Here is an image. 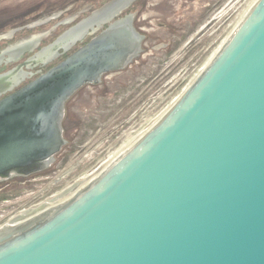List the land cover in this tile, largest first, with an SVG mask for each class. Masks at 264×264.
Listing matches in <instances>:
<instances>
[{"label":"water","instance_id":"1","mask_svg":"<svg viewBox=\"0 0 264 264\" xmlns=\"http://www.w3.org/2000/svg\"><path fill=\"white\" fill-rule=\"evenodd\" d=\"M136 1L0 0V35L12 34L0 50L53 29L17 49L32 53L60 35L0 75V187L53 171L80 124L74 101L85 92L96 106L112 77L168 51L166 36L196 9L194 0H139L134 24L116 20L71 50ZM32 66L46 68L26 83L21 70ZM0 264H264V0H246L2 220Z\"/></svg>","mask_w":264,"mask_h":264},{"label":"rangeland","instance_id":"2","mask_svg":"<svg viewBox=\"0 0 264 264\" xmlns=\"http://www.w3.org/2000/svg\"><path fill=\"white\" fill-rule=\"evenodd\" d=\"M196 9L176 32L166 36L168 51L159 48L105 84L107 93L96 96V106L83 92L70 107L80 122L67 152L53 171L33 178L11 181L0 187V222L40 194L108 130L134 108L160 82L202 45L246 0H194Z\"/></svg>","mask_w":264,"mask_h":264},{"label":"flooded vegetation","instance_id":"3","mask_svg":"<svg viewBox=\"0 0 264 264\" xmlns=\"http://www.w3.org/2000/svg\"><path fill=\"white\" fill-rule=\"evenodd\" d=\"M139 0H137L136 2H134L129 8H127L126 10H124L123 12H121L118 16L110 19L109 21H105V22H100L98 23V26H94L92 27V29H87V31L85 32V34L83 35V37L81 38V41H78L77 43H75V46H73L71 48V50H73L74 48H80L81 46H83L84 44H86L93 36L99 34L100 32H102L103 30H105L107 28V26L111 23H113L114 21L116 20H119V19H122V18H125L126 16H133V24H134V17L135 15L137 14V11L134 10L133 12L131 11L132 7L138 2ZM104 5V4H103ZM103 5H101L99 8L97 9H94L92 10L90 7L86 10L88 13V15L77 21L78 19V16L83 13V12H79L77 13L75 16L72 15L70 16L68 19L65 20V22H62L61 25L63 26H69L68 28H71L73 27L74 25H79L81 24L83 21H85L87 18H89L92 14H101V13H97L96 11H98ZM57 16H53L52 18H56ZM107 19V18H106ZM105 20V19H104ZM48 21V19L46 20H38L37 22H35L33 24V26H39L40 24L42 23H46ZM15 32V31H14ZM13 32V33H14ZM53 32V29L48 32V33H43V34H40V35H37V36H31V37H28V38H25L19 42H17L16 44L14 45H10V46H6L5 48H3V50H0V75H3V74H6L12 70H14L15 68H17L19 65L23 64L24 62L30 60L33 55L41 48L43 47H46L48 46L49 44L53 43L60 35L56 36L53 38V41H51L49 44L45 45V46H42L40 44H42L41 42L43 40H45V38H47V36L49 35H53L52 34ZM34 38H40L41 39V42L39 43L40 46L37 47V49H35L32 53H28V52H25L21 55H19V51H17V49L19 48H22L23 46H25V42L26 41H32ZM12 39V34H9L8 36L5 35V36H2L0 35V42L2 40H11ZM76 49V50H77ZM71 50L66 53L64 56L68 55ZM74 52V51H73ZM52 66V65H51ZM46 68V67H44ZM44 68L42 67H37V68H32L27 70L25 67L22 68L21 70V73H26L28 76L27 79H34L35 75H38L37 73L40 72L41 70H44ZM31 75V76H30ZM29 80L26 81V83H28ZM24 83V84H26Z\"/></svg>","mask_w":264,"mask_h":264}]
</instances>
